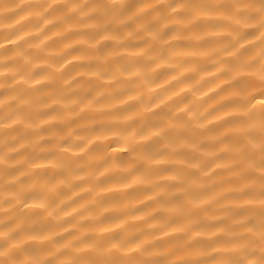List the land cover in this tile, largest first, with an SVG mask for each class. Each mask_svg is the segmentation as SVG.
<instances>
[{
    "label": "clouds",
    "instance_id": "clouds-1",
    "mask_svg": "<svg viewBox=\"0 0 264 264\" xmlns=\"http://www.w3.org/2000/svg\"><path fill=\"white\" fill-rule=\"evenodd\" d=\"M0 264H264V0H0Z\"/></svg>",
    "mask_w": 264,
    "mask_h": 264
}]
</instances>
